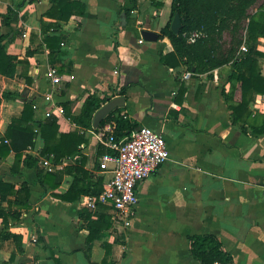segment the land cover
<instances>
[{
	"label": "crops",
	"instance_id": "1",
	"mask_svg": "<svg viewBox=\"0 0 264 264\" xmlns=\"http://www.w3.org/2000/svg\"><path fill=\"white\" fill-rule=\"evenodd\" d=\"M78 1L85 4L84 14L59 21V44L48 48L42 39L44 26L55 21L45 15L50 0H0L5 51L16 57L13 75L0 74V89L20 93L0 102V137L26 100L37 104L36 119L47 117L44 94L49 91L53 102L68 103L74 115L89 94L121 95L120 113L160 131L169 157L137 183L138 203L129 226L95 196L59 198L72 182L67 171L56 188L32 184L30 207L8 227L21 236V248L11 238L1 241L0 261L13 255L8 264H201L191 254L189 236L212 234L232 264H264V93H256L233 119L230 105L241 102L242 88L240 81L230 80V64L183 78V65L162 62L161 52L172 50L169 39L145 41L140 31L159 34L172 0H138L129 14L122 10L124 0ZM8 6L16 12L6 24ZM255 48L263 54L257 59L264 75V37L257 38ZM49 65L62 75L56 86L45 77ZM124 86L125 93L119 94ZM92 119L86 129L65 115L57 118L60 132L77 130L87 142L49 172L69 168L83 154L93 176L101 175L103 182L111 177V163L98 169L104 139ZM41 142L38 137L22 158L38 159ZM13 160V152L0 158V175L16 187L42 169L38 162L34 167L21 163V175H12ZM6 206L0 200V208ZM101 216L110 225L87 240L88 224ZM3 227L0 218V231Z\"/></svg>",
	"mask_w": 264,
	"mask_h": 264
},
{
	"label": "trees",
	"instance_id": "2",
	"mask_svg": "<svg viewBox=\"0 0 264 264\" xmlns=\"http://www.w3.org/2000/svg\"><path fill=\"white\" fill-rule=\"evenodd\" d=\"M152 1L155 4H160L158 1ZM257 1L172 0L169 19L159 33V38L167 37L172 46V50L161 52L162 62L166 66L183 65L191 74H209L215 68L230 64L229 78L240 81L242 88L241 102L237 105H230L233 119H237L239 110L245 108L256 93H264V75L261 73V66L257 59L263 54L255 48L257 38L264 37V0L260 1L254 13L249 12L250 6ZM24 2L18 4V9ZM50 2L45 15L55 21L44 26L42 40L46 47L53 48L60 41L59 37L55 35L61 29L59 21L68 20L73 14L83 15L85 4L78 0H50ZM121 6L124 13L129 14L138 7V0H124ZM15 12L16 9L8 6L6 24H9V20ZM175 13L180 14L182 22L178 34L173 33L170 28ZM239 28L246 31L244 37L237 39L234 36L231 42L235 45L233 44L225 51H221L215 43V37L225 29L237 33ZM193 29H202L206 35L192 43H187L182 34ZM48 30L54 34L46 33ZM6 37L5 34L0 33V74L12 76L15 70L16 57L6 53L3 43ZM243 42L246 43L248 49L244 53L238 52L239 46ZM125 88V86L121 87L118 93L124 94ZM19 96L20 93L18 92L0 89V102ZM108 99L109 97L99 98L93 94L87 95L77 115L71 113L68 103H63L64 115L78 127L91 128L94 112ZM34 104L33 100H26L21 112L11 118L4 135L0 137V158L4 159L10 152L14 153L9 174L20 176L21 163L26 167L37 165L38 159L36 157L25 154L22 158V154L29 147H34L38 137L42 141L39 154L44 157L52 156L55 163H61L63 159L71 157L82 143L87 142L85 134L77 130L60 132L57 118L54 115H49L44 119H36ZM109 120H113L116 124L114 131L116 140L129 136L133 130L139 127L138 122L120 113V108H116L95 127V131L103 139L106 137L103 125ZM104 149V146L100 145L98 154H102ZM85 162L86 156L81 154L69 168L55 173L40 169L34 180H23L18 187L10 181H5L0 175V200L7 203L5 208H0V218L4 226L0 231V242L11 238L16 247L21 248V236L10 233L8 227L10 221L19 220L22 209L30 207L29 197L32 184L40 183L45 187L56 188L60 185L63 174L67 171L66 173L73 175L72 182L59 198L74 201L82 195L97 197L103 189V177L101 175L93 176L85 168ZM109 225L110 223L105 216L91 220L88 224L87 240H92L102 227ZM189 241L192 256L201 264H232V256L224 250L216 236L194 234L189 236ZM11 259H13V255L8 260L0 261V264H8Z\"/></svg>",
	"mask_w": 264,
	"mask_h": 264
},
{
	"label": "built area",
	"instance_id": "3",
	"mask_svg": "<svg viewBox=\"0 0 264 264\" xmlns=\"http://www.w3.org/2000/svg\"><path fill=\"white\" fill-rule=\"evenodd\" d=\"M205 35L202 29H193L182 34L187 43H192ZM247 49L246 43L243 42L238 52L244 53ZM190 76L191 72L188 70L183 74V78ZM45 77L52 86L58 85L62 80V75L52 65L46 68ZM44 100L49 104L45 110L46 116L55 115L59 118L64 115L63 107L53 102L52 91L44 94ZM33 108L37 110V104H34ZM115 125L113 120L103 125L106 133L103 141L105 150L99 158L98 169L106 170L111 163L112 174L105 180L101 193L95 198L99 203L112 209L116 219L124 226H129L138 203L137 183L147 178L154 169L164 163L169 157V151L160 131L142 125L133 130L129 136L116 140ZM61 163L53 162L52 156H38V164L43 171H52ZM35 240L36 237H33V241Z\"/></svg>",
	"mask_w": 264,
	"mask_h": 264
},
{
	"label": "water",
	"instance_id": "4",
	"mask_svg": "<svg viewBox=\"0 0 264 264\" xmlns=\"http://www.w3.org/2000/svg\"><path fill=\"white\" fill-rule=\"evenodd\" d=\"M181 25L182 22H181L180 14L175 13L170 23V28L172 32L178 34ZM140 33L145 41H154L159 37L158 33L151 31L149 29H142ZM123 104H124V96L120 95L109 99L107 102H105L95 111L92 119V125L96 127L107 114H109L115 108L122 106Z\"/></svg>",
	"mask_w": 264,
	"mask_h": 264
},
{
	"label": "rangeland",
	"instance_id": "5",
	"mask_svg": "<svg viewBox=\"0 0 264 264\" xmlns=\"http://www.w3.org/2000/svg\"><path fill=\"white\" fill-rule=\"evenodd\" d=\"M260 1L261 0H258L257 2H255V4H253L252 6H250V8H249V12L250 13H254L256 11V9L258 8V5H259ZM244 24H245V21H244ZM244 33H246V31L243 30L242 28H239V30L237 31V33H234L233 31H230V30H226L225 29L218 36L215 37V43L218 45V48H220L221 51H225L226 49H228L229 47H231V45L234 44V43L231 42L232 39H234V36L237 37V39H240L241 37L242 38L244 37ZM243 41H244V39H243Z\"/></svg>",
	"mask_w": 264,
	"mask_h": 264
}]
</instances>
